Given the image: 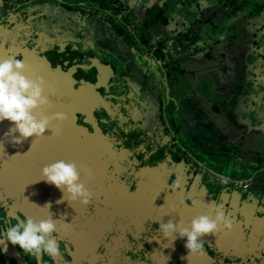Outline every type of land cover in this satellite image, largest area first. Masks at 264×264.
I'll list each match as a JSON object with an SVG mask.
<instances>
[{
    "label": "flooded vegetation",
    "instance_id": "flooded-vegetation-1",
    "mask_svg": "<svg viewBox=\"0 0 264 264\" xmlns=\"http://www.w3.org/2000/svg\"><path fill=\"white\" fill-rule=\"evenodd\" d=\"M7 1L0 7V60L23 58L25 74L31 69L27 62L40 57L52 69L96 83L99 75L91 60L95 57L110 63L112 72L106 85L96 88L110 112L98 107L92 116L77 113V124L88 132L80 133L83 147L71 149L72 154L34 147L33 137L27 144H23L26 140L19 145L8 144L3 134L10 123L0 122V138L6 139L7 145L0 150V161H4L0 169L7 173V179L0 180V238L10 222L25 218L39 221L51 214L58 220L54 236L62 255L54 259L44 256L41 264H264L263 197L259 192L249 198L243 195L254 191V185L246 182L245 189L237 186L238 193L232 196L231 184L216 179V165L203 164L200 155L191 159L175 134L138 125L134 117L137 102L123 94L120 71L97 51L88 38L90 29L85 21L80 26L70 21L73 2ZM145 46H150L148 40ZM148 51L146 60L152 64L156 61L153 66H160L161 75L171 84L174 77L170 76L175 74L172 58L147 57ZM161 96L159 106L164 103ZM69 133L74 138V131ZM58 160L77 164L81 182L93 195L87 206L57 203L62 193L39 180L40 170ZM81 166L90 169L91 176ZM174 181L180 184L175 190L170 188ZM20 187L25 190H17ZM261 189L264 191V180ZM46 204L51 205L49 209ZM216 204L223 205L233 227L229 232L221 230L203 237V254L187 257L184 240L162 238L159 223L181 220L187 226L197 216H214L211 206ZM0 264L37 261L18 246L9 244L5 250L0 244Z\"/></svg>",
    "mask_w": 264,
    "mask_h": 264
},
{
    "label": "crops",
    "instance_id": "crops-1",
    "mask_svg": "<svg viewBox=\"0 0 264 264\" xmlns=\"http://www.w3.org/2000/svg\"><path fill=\"white\" fill-rule=\"evenodd\" d=\"M83 1L73 0L71 2L79 4V2ZM85 1L94 5H91V9L94 11L92 17L85 14L86 11L76 5L74 6V14L75 12L82 13L83 15L79 17L80 19L86 17L89 21L93 20L96 27H98L96 30L103 31L105 26L102 24L97 25L99 20L96 13L102 15L96 9L99 1ZM110 1L120 4L119 7H121L122 11L119 10V12H124L127 15L126 17L129 16L130 21L137 28L143 30L140 34L145 35L146 40L151 37L149 39L152 40L150 41L152 44L147 48L149 50L147 57H150V55L152 57L155 55L156 57V48L161 49L163 52H165L167 47L172 49V52L170 50L167 53L165 52V58L171 56L173 58L171 64L174 66L175 74L170 76V78L174 77L170 84V91L172 96H177L176 99H178L180 107L177 117L171 115V107L169 109L170 116H167L168 122L173 129L171 133L175 134L174 137L178 138V131L190 133L191 136L194 133L197 134V132H200L201 136L207 135L208 131L201 129V127L209 125L212 128V137L217 138L222 146V141H225L226 147L233 151L234 167L231 170L229 169L226 174L240 171L234 177L243 180V182H249L250 185L253 184L254 192L259 191L260 185L256 184L258 182L257 175L264 166V57L258 55L255 51L253 52V47L257 46L253 32L255 26L264 25V18L261 15L253 18L252 22L250 20V26L244 22L245 20L248 21L247 19L249 18L247 17L237 21L236 25L239 26L238 30L240 33L238 40L233 42L232 47L226 44L227 41L218 38L216 34L212 37L213 43L206 42L207 44L205 45L204 41L209 35H203L204 31L200 27L202 22L198 25H192L188 34L182 35L179 31L181 18L177 15V12L182 11L181 6H184L185 1ZM195 1L205 3L204 0ZM7 2V0H0V7H3ZM161 10L166 16L164 22L153 21L149 25H144L150 12ZM61 14L62 12H60V16ZM233 14L234 12L228 13L230 17ZM114 15L119 17L118 14L114 13ZM174 15L175 20L172 19ZM90 29L92 30L88 33V38L93 41L91 33H94V28L90 27ZM193 34L200 48L196 49L195 52H190L186 48V43ZM98 35L102 42V48L97 49V51L102 53L105 58L112 60L117 69L121 71L119 73L122 77L120 76L119 80L125 86L123 94L134 99L136 103L142 89L150 86V89L154 92L155 86L149 81V74H145L146 67L154 66L151 65L150 61L142 59L145 55V50L134 49L132 52L131 46L124 40H119L117 47L114 41V34L110 35L109 32ZM177 46L180 47L179 50H177ZM262 48H264V43L262 47L256 50L262 51ZM248 54H254L257 58L244 64ZM120 58L125 59V62L123 63L119 60ZM127 63H130L131 66H127ZM124 68H127L126 72L123 71L125 70ZM153 80L155 81V79ZM206 87L207 89L204 90ZM158 98L160 101V95ZM159 101V110L155 117L158 120H163L165 117L160 114ZM187 123L192 125L191 131L184 128V124L188 125ZM166 131H168L167 128ZM194 139L197 140V138ZM186 140L190 141L188 137ZM191 146H193L192 143ZM216 149H219V146H216Z\"/></svg>",
    "mask_w": 264,
    "mask_h": 264
},
{
    "label": "water",
    "instance_id": "water-1",
    "mask_svg": "<svg viewBox=\"0 0 264 264\" xmlns=\"http://www.w3.org/2000/svg\"><path fill=\"white\" fill-rule=\"evenodd\" d=\"M58 1V0H57ZM184 3V6H181L182 11L179 13L177 12V15L181 18L180 25L181 28L179 29L180 33L182 35L188 34L189 29L192 25H198L200 22L201 29H203V35H209L204 41L205 45L209 42L213 43L212 37L213 35H218V38H221L223 41H227V45L232 47L233 42L237 41L239 38V26H237V21L242 20L243 18L247 17L248 21H244L248 26H250V20L252 22L253 18L259 17L261 15L264 16V0H217L215 3L213 0H204V2L195 1V0H182ZM212 2V3H211ZM210 3V4H209ZM76 5L82 9H84L86 12L85 14L92 15L93 10L91 9V5L93 3L89 2H79V4H72ZM99 5V4H98ZM96 8L101 9L99 6L96 5ZM177 11V10H176ZM234 14L230 17L228 13ZM11 15V14H9ZM77 17H81L82 13L75 12L74 14ZM98 18L101 17V15L96 14ZM127 16V15H126ZM124 16L116 17V20L120 21L121 18ZM129 24V29L135 31L137 34L139 33L134 26V24L130 21L129 16L127 17ZM172 19L175 20V15L172 17ZM107 21V20H106ZM88 23H92L91 25H95L93 20L89 21ZM108 23V22H107ZM235 25V26H234ZM264 25L263 26H255L253 35L255 36V40L257 41V46H254L253 52L255 51L258 55L264 57V48H262V51H258L256 49H259V47H262L264 43ZM92 28V27H91ZM94 32L103 35L102 33H99L98 27L94 26ZM90 29V27H89ZM92 29H90L91 31ZM217 32V33H215ZM186 39V38H185ZM219 40V39H218ZM217 41V40H215ZM207 42V43H206ZM203 43V44H204ZM186 48L189 49L190 52H195L196 49L200 48V45L194 38V34L192 37L188 38V41L186 43ZM139 47L144 48L145 45L143 42L139 41ZM136 48H132V52ZM136 49V50H137ZM172 51V49H167L165 52ZM259 52V53H258ZM248 58V59H247ZM254 58H257L256 55L251 54L246 57V60L244 61V64L249 63V60H252ZM144 60H146V57L143 56ZM23 60V58H22ZM92 65L97 69L98 71V77L96 83H92L90 81H84L82 77L80 76L78 79L76 77H70L68 74H64L60 71H58V68L52 69L51 66L47 61L40 57L33 58V60L28 61V65L31 69H28L27 72H25V76H27L30 79H35L37 76L41 77L44 81L43 84V94L48 97L49 104L45 105L42 109H38V111L45 116H51L53 113H65L66 119L63 121H52L50 124V127L52 129V132L50 130H46L44 136L37 139V142H35L36 139L33 138V140L28 139L27 142L23 144L29 143L31 140L34 144V147L42 148L43 150L47 151H55L59 155L68 153L72 154L70 151L71 149H81L83 147L82 145V139L79 138L80 133L83 131L88 132V129L81 128L76 120H77V113H80L82 115H91L95 108L101 107L106 110V112H110V108L108 107L107 103H104V98L99 94L98 91H96V88L100 85H106L107 76L108 74H111L112 68L110 63H101L97 58L91 57ZM264 61V60H263ZM78 64V62H76ZM161 64L158 62V65ZM146 71V70H145ZM147 75L151 72H153L154 75L157 77L155 78V90L157 96H161L163 93V99L164 103L160 105V112H163L164 115V127L167 128L168 132H173V129L168 122L167 116H170L169 109L171 107L172 116L177 117L178 112L180 111L179 107V101L177 96H172V93L170 91V83L169 81L163 78L161 75V69L158 67L147 68ZM150 75V74H149ZM148 75V76H149ZM161 75L162 77L158 76ZM122 77V76H121ZM163 78V79H162ZM73 79V80H72ZM120 79V78H119ZM151 81V80H150ZM245 81V80H244ZM122 81L119 80V83L123 88H125L124 84L121 83ZM244 83V82H243ZM246 83V81H245ZM74 84H77L78 86L74 88ZM162 86L164 88L162 92ZM204 88V90H206ZM124 99V98H123ZM159 110V107H158ZM166 112V114H165ZM91 121H93L91 119ZM89 121V122H91ZM73 122V126L70 124ZM93 123V122H92ZM94 125V123H93ZM73 127V128H72ZM70 130L74 131V138L70 136ZM94 130L97 132L98 128L94 125ZM64 134V135H63ZM175 136V135H174ZM35 142V143H34ZM187 142V141H186ZM5 143V144H4ZM4 144V146H0V150L4 147H7L6 145V139L0 138V145ZM107 145V144H106ZM182 148L186 149V152L189 153V156L191 159H194L196 156L192 155L189 151V147L186 146L185 143H182ZM191 146V145H190ZM186 147V148H185ZM194 149V148H193ZM2 157V156H1ZM216 167L218 168V171H213L216 174V179L218 181H227L228 184H231L230 193L232 196L237 192L238 188L237 186H241V184H238V182L243 183V180H239L238 178L234 177L237 173H231L226 174L224 168V161L219 160L216 162L214 161ZM4 161H0V164L3 165ZM207 164L205 161H203V164ZM234 165H228V169H232ZM240 171L237 173L239 174ZM258 176V182L264 180V166L260 169V173ZM7 179V173L6 170L0 169V180ZM256 180V179H255ZM224 184H226L224 182ZM244 189V188H243ZM19 191L25 190L24 187L17 188ZM258 196L263 197L262 204L264 206V191L261 189ZM256 195L252 190L245 191L243 195H245L246 198H249L253 195Z\"/></svg>",
    "mask_w": 264,
    "mask_h": 264
},
{
    "label": "clouds",
    "instance_id": "clouds-1",
    "mask_svg": "<svg viewBox=\"0 0 264 264\" xmlns=\"http://www.w3.org/2000/svg\"><path fill=\"white\" fill-rule=\"evenodd\" d=\"M25 69L23 60L16 57L0 60V122L10 123L3 137L8 138L7 143L11 145H19L29 137L38 139L44 136L46 130L52 132L50 127L52 121H63L67 118L65 113L45 116L37 111L49 104L48 97L43 94L44 81L39 76L35 79L28 78L23 74ZM4 144L0 146L3 147ZM83 171L91 176L90 169H83ZM80 175L75 162L58 160L45 165L40 170L39 180L54 186L62 193L61 200L57 203L67 201L71 205L79 202L87 206L93 195L81 182ZM224 182L227 183L226 180ZM179 187V181H174L170 185L173 190ZM45 206L49 209L51 205ZM211 207L215 213L214 216H197L187 226L181 220L175 223L172 220L159 223L158 230L162 238L171 237L172 241L184 240L187 257L203 254V237L215 235L221 230L229 232L233 227V221L225 214L223 205L216 204ZM57 222L58 220L52 219L51 214L48 218L39 221L25 218L15 223L10 222L3 231L0 244L4 245L5 250L9 244L18 246L23 253L35 258L37 264H41L44 256L54 259L62 255L60 243L54 236Z\"/></svg>",
    "mask_w": 264,
    "mask_h": 264
},
{
    "label": "rangeland",
    "instance_id": "rangeland-1",
    "mask_svg": "<svg viewBox=\"0 0 264 264\" xmlns=\"http://www.w3.org/2000/svg\"><path fill=\"white\" fill-rule=\"evenodd\" d=\"M71 1H73V0H64V2H69V3ZM213 1L215 3L217 2V0H213ZM108 2H110V1L109 0H105V3H108ZM119 6H120V4L117 6V8L120 9V11H122L121 7H119ZM115 14L116 15L118 14L119 16L126 17V14L124 12L116 11ZM91 17H92V15H91ZM102 18H105V19L101 20V18H98L99 22H97V25L99 26V24L100 25L102 24L105 27H104L103 31L99 30L98 31L99 33L104 34V33H108L109 32L110 35L114 34V38H115L114 41H115L117 47L119 45L118 44L119 40H124L128 45H130V43L123 37V35L119 34V31L117 30L118 29V24L116 22H111L110 18L108 16H106V15H104V17L102 16ZM70 21H72V23H74V25H76V26H80L81 25V21L82 22L85 21V24L87 25V27H92L93 28L94 26H96V25H94V26L91 25L92 23H88L89 20L86 17L84 19H80L79 17H77L75 15H72V17H70ZM133 27H135V29L139 33L143 31L142 29L137 28V26H135V24H134ZM141 35H143V34H141ZM127 36H128V34H127ZM143 36H145V35H143ZM99 37L100 36L98 35V33H96V32H94V33L92 32L91 33V39L93 40L94 45H95L96 49H98V50L102 48V45H101L102 42L100 41ZM149 38H151V37H148L147 40L149 41V45H151L152 42H150V41H152V40H150ZM160 46L163 47L162 44H160ZM131 49H132V47H131ZM170 52H172V51H170ZM169 58H172V56L169 57ZM119 60H121L123 63L125 62L124 61L125 59H123V58H120ZM132 65H134V64H132ZM127 66H131V64L127 63ZM155 67L156 66L150 67V68L154 69ZM158 68H160L161 72H162V68L160 66H158ZM124 69L125 70H123V71L126 72L127 68H124ZM149 74H150L149 75V79L151 80V82L154 85L155 81L153 79H155L157 76L154 75L153 72H151V71H150ZM158 76L162 77L161 75H158ZM208 78L211 79V77H209V76H208ZM158 101H159V98H158V96L156 94L155 87H154V92L150 89V86H147L146 88L142 89L141 95L139 96V98L137 100V103H136L137 111L134 114V117L137 118L138 125L140 127H142L143 129L146 128V129H150L153 132L160 133V132L166 131V128L164 127V124H163L164 121L160 120V119L158 120L155 117L156 113L158 111ZM154 111H156V112H154ZM162 114H163V112H162ZM165 114H166V112H165ZM200 116H201V114H200ZM199 118L203 119L201 117H199ZM206 118H207V116H206ZM133 120L135 121V119H133ZM208 120H210V119H208ZM187 124L188 125L184 124V128L186 130H190L191 131L190 128H191L192 125L190 123H187ZM201 129L207 130L208 134L204 135V136H201V133L197 132V134L194 133L191 136L190 133H184V132L182 133V132L178 131L179 134H177V137L180 140L184 139V140H181V143L185 142L186 146L189 147V149H190L189 151H191L194 148L192 150L193 154L194 155H200L202 161H205L208 165L215 164L214 161L217 162L219 160V162H220V161L223 160L225 162L223 169H225V172H229V169L227 168L228 165H234V161H235L234 160V155L232 153L233 151L226 147L225 141H222V144H223V146H222L221 143H219V140L217 138H214V136L212 137V128H210L209 125H205V126L203 125L201 127ZM187 137H188V139L190 141L186 140ZM191 137H193V139L197 138V140L196 139L193 140V139H191ZM191 143H192L193 146H190ZM216 146H219V149H216ZM214 168H215V166H214ZM260 180H259V182H256V184L261 186V181Z\"/></svg>",
    "mask_w": 264,
    "mask_h": 264
},
{
    "label": "trees",
    "instance_id": "trees-1",
    "mask_svg": "<svg viewBox=\"0 0 264 264\" xmlns=\"http://www.w3.org/2000/svg\"><path fill=\"white\" fill-rule=\"evenodd\" d=\"M99 1V7L101 9H97V12H101L102 16L104 17V15L110 17V21L111 22H116L118 24V31L120 34L123 35V37L130 43L133 44L135 46V48L137 49L139 47V41L143 42V44L145 45V43H147V40L145 39V37L143 35H141L140 33H136L135 31L133 32V30L129 29L128 24L129 21L127 20V17H122L120 21L116 20L114 13L116 11H119L120 9H118L117 7H113L112 6V1L105 3V0H98ZM111 9V10H110ZM94 12V11H93ZM97 14V13H96ZM165 15L164 13L161 11H157V12H150L147 20H145L144 25H149L150 23H152L153 21H161L164 22L165 19ZM113 18V19H112ZM105 19V18H104ZM128 36H127V34ZM140 50H147L146 46L144 48H140ZM152 57V55H151ZM155 57V55H154ZM163 57H165V52H163L161 49L159 50V48H156V58L157 59H162ZM156 61L151 65H156ZM162 92H163V86H162ZM163 95V93H162Z\"/></svg>",
    "mask_w": 264,
    "mask_h": 264
},
{
    "label": "built area",
    "instance_id": "built-area-1",
    "mask_svg": "<svg viewBox=\"0 0 264 264\" xmlns=\"http://www.w3.org/2000/svg\"><path fill=\"white\" fill-rule=\"evenodd\" d=\"M112 6H114V4H112ZM176 48H177V50H179V49H180V47H179V46H177ZM166 58H167V57H166ZM241 186H242V188H244V189H245V188H246V186H247L246 182H245V183H242V185H241Z\"/></svg>",
    "mask_w": 264,
    "mask_h": 264
}]
</instances>
